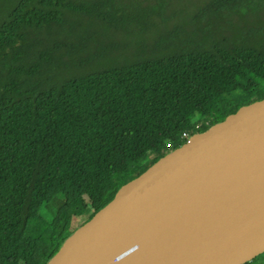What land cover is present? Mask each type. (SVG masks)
<instances>
[{
  "label": "trees",
  "instance_id": "16d2710c",
  "mask_svg": "<svg viewBox=\"0 0 264 264\" xmlns=\"http://www.w3.org/2000/svg\"><path fill=\"white\" fill-rule=\"evenodd\" d=\"M263 89L264 0H0V264H47L184 132Z\"/></svg>",
  "mask_w": 264,
  "mask_h": 264
},
{
  "label": "water",
  "instance_id": "95a60500",
  "mask_svg": "<svg viewBox=\"0 0 264 264\" xmlns=\"http://www.w3.org/2000/svg\"><path fill=\"white\" fill-rule=\"evenodd\" d=\"M264 253V99L192 135L47 264H246Z\"/></svg>",
  "mask_w": 264,
  "mask_h": 264
},
{
  "label": "rangeland",
  "instance_id": "374dc122",
  "mask_svg": "<svg viewBox=\"0 0 264 264\" xmlns=\"http://www.w3.org/2000/svg\"><path fill=\"white\" fill-rule=\"evenodd\" d=\"M258 94L264 95V89L258 92ZM151 155L152 154H148L144 160L145 161L149 160L151 158ZM64 204H65L64 196L59 195L55 197L53 200H51L50 202L42 204L39 209V215L43 217L44 219H46L47 221L51 222L53 219L57 217L58 211L63 207ZM86 221H87L86 215L80 219L79 218L73 219V223L75 226H78L82 222H86ZM28 257L30 259L32 258V256H28ZM30 259L24 258L21 261V264H28V260Z\"/></svg>",
  "mask_w": 264,
  "mask_h": 264
},
{
  "label": "built area",
  "instance_id": "2783aa9c",
  "mask_svg": "<svg viewBox=\"0 0 264 264\" xmlns=\"http://www.w3.org/2000/svg\"><path fill=\"white\" fill-rule=\"evenodd\" d=\"M191 136L192 135H190L188 132H184L181 137L182 139L188 140ZM168 146L170 147V144H168Z\"/></svg>",
  "mask_w": 264,
  "mask_h": 264
},
{
  "label": "flooded vegetation",
  "instance_id": "af4514ba",
  "mask_svg": "<svg viewBox=\"0 0 264 264\" xmlns=\"http://www.w3.org/2000/svg\"><path fill=\"white\" fill-rule=\"evenodd\" d=\"M257 260H258L259 263H261L262 257H259Z\"/></svg>",
  "mask_w": 264,
  "mask_h": 264
}]
</instances>
